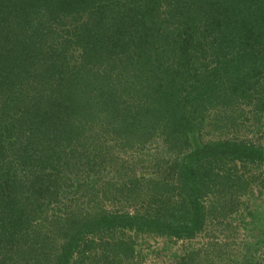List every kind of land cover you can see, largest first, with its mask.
I'll return each mask as SVG.
<instances>
[{
  "label": "trees",
  "instance_id": "obj_1",
  "mask_svg": "<svg viewBox=\"0 0 264 264\" xmlns=\"http://www.w3.org/2000/svg\"><path fill=\"white\" fill-rule=\"evenodd\" d=\"M44 21L46 47L33 39ZM17 66L27 69L18 78ZM0 77V254L73 264L74 253L118 229L188 238L233 214L252 170L264 167V0H0ZM204 125L245 136L204 143ZM86 132L102 140L86 147L89 158L114 170L118 153L159 141L174 157L168 179L132 168L129 181H106L91 199L124 200L122 213L92 215L84 194L58 220L47 218L61 198L49 191L64 162L58 153L75 158ZM19 160L15 191L10 171ZM36 221L55 238L31 230ZM122 238L104 243L101 256L130 254Z\"/></svg>",
  "mask_w": 264,
  "mask_h": 264
},
{
  "label": "rangeland",
  "instance_id": "obj_2",
  "mask_svg": "<svg viewBox=\"0 0 264 264\" xmlns=\"http://www.w3.org/2000/svg\"><path fill=\"white\" fill-rule=\"evenodd\" d=\"M183 4V3H182ZM11 7L7 10L13 13ZM122 11V8H121ZM15 16V14H13ZM60 27L61 26V21ZM43 25V26H42ZM47 23L41 22L37 24L35 28L37 29V34L33 39L39 40V44L42 47L48 46L50 38L46 32ZM12 24L10 27H13ZM56 24H54V28ZM65 29H59L56 33H63ZM27 40L28 47L31 46V41ZM37 69L41 68L39 65L36 66ZM16 67L12 75L15 74L16 78L21 77L26 73L27 69L23 71ZM18 73V75L16 74ZM28 74H32L29 70ZM8 76L1 73V77ZM0 77V78H1ZM1 83V82H0ZM11 115L12 119L18 118L19 115ZM14 116V117H13ZM210 119H207L209 123ZM245 125L248 127L249 121ZM92 124L83 126L82 128L88 130ZM206 126V125H204ZM223 133L217 134L216 132L209 129L207 126L202 132L203 136L200 138L202 142H208L209 140H222L235 137H244L243 130L240 134H232V130H226L224 126H221ZM98 127H94L93 131H99ZM96 129V130H95ZM205 131H207L205 133ZM96 132H86L87 140L85 142H77L78 145L82 146L83 149L76 154L75 158L67 159L65 152L58 153L62 155L64 162L62 166L58 167L59 176L52 186H49L50 195L53 194L54 190L58 192L59 197L57 202H53V205L46 210L47 218H56L67 213L66 207H69L71 202L75 199H80L81 195L89 194L86 197L87 208H90L92 215L95 213H101L103 211L107 214L118 215L122 213V209L127 210L128 203L124 204V200L117 206L112 204V202L105 201L102 199L101 204L96 205L99 201L95 197L94 202H91L95 193H97L98 188L102 183L106 181H121L125 182L131 179V173H128L130 169L135 168L136 174L146 177H154L158 179H168V173H170L168 166L165 162L168 160L171 162L174 157L172 155L168 156L163 153L164 148L161 146L159 141H154L153 144L146 146L144 149H137L134 151H126L123 153H118V162L114 160L116 165V170L111 166H103L99 168L97 162H93L88 155V147L91 144L101 143V139L97 140ZM230 132V133H229ZM196 136V135H195ZM191 137V136H190ZM238 137V138H239ZM248 139L255 140L254 137L248 136ZM192 138L191 141H193ZM197 142L194 141L193 145ZM264 145V143L260 142ZM97 144V145H98ZM78 147V148H82ZM91 147V146H90ZM95 154V159L98 160V156H101V148L96 147L93 151ZM103 152V151H102ZM164 154V155H162ZM115 156V155H114ZM109 159V158H108ZM107 160V159H106ZM22 160L15 162L12 166L10 173L12 177L16 179L15 191L18 190V183L20 181V172L23 169ZM65 164V166H64ZM121 164L123 165V170L120 169ZM129 166V167H127ZM61 173V174H60ZM252 175L254 182L250 185V191L246 196L238 199L237 210L233 214H225L223 217L217 219H208L207 224L201 232L196 233L194 236L188 238H179L176 236H155L149 233H135L124 231L119 233L118 230L115 231L113 236H104L103 240L100 242L99 239L93 240L94 248L93 250L87 251L79 256L78 253H74L72 263L73 264H264V167L260 169L252 170ZM117 178V179H114ZM9 189L6 188V193H9ZM99 193V192H98ZM4 195V194H3ZM3 199L7 198V195L2 196ZM82 200V198H81ZM17 202L21 201L16 198ZM98 203V202H97ZM2 202L0 201V205ZM219 208H229L223 201L218 204ZM73 209V206L71 207ZM131 212V209H128ZM220 215V214H219ZM48 222V221H47ZM49 223L47 226L40 225L38 221L32 224L29 228L31 230L42 229V234H45L48 238L54 239V233L48 231ZM35 231V232H36ZM119 233V234H118ZM128 237L130 240V254L125 253H102V248L104 243H118L122 240V236ZM91 236V235H90ZM113 238L112 239H110ZM2 238V237H1ZM89 239V236L87 237ZM122 239V240H120ZM57 243H61L58 241ZM100 246V247H98ZM56 253H48L47 257L52 260ZM77 254V255H76ZM122 255V257H121ZM82 256V257H81ZM108 256V257H107ZM20 257V258H19ZM40 256L37 257L35 253L32 256H20V254L14 253H1L0 254V264H45V259H42L40 263L38 260Z\"/></svg>",
  "mask_w": 264,
  "mask_h": 264
}]
</instances>
